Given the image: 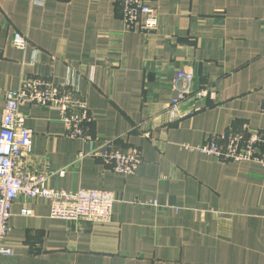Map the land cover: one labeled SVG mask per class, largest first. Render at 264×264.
<instances>
[{
  "label": "crops",
  "instance_id": "0c3cea01",
  "mask_svg": "<svg viewBox=\"0 0 264 264\" xmlns=\"http://www.w3.org/2000/svg\"><path fill=\"white\" fill-rule=\"evenodd\" d=\"M157 29L127 30L113 0H0V120L4 91L28 76L72 82L93 139L66 136L58 110L24 102L32 158L47 184L104 189L105 223L55 219L42 198H16L0 264H264V166L189 150L226 129L264 130V0H147ZM14 32L28 39L12 45ZM195 73L171 119L175 73ZM136 147L132 175L80 152ZM23 209L31 211L23 215Z\"/></svg>",
  "mask_w": 264,
  "mask_h": 264
},
{
  "label": "built area",
  "instance_id": "2783aa9c",
  "mask_svg": "<svg viewBox=\"0 0 264 264\" xmlns=\"http://www.w3.org/2000/svg\"><path fill=\"white\" fill-rule=\"evenodd\" d=\"M42 4L44 0H31ZM125 28L134 32L150 33L157 29V9L147 0H113ZM14 47L25 49L28 39L20 32L11 37ZM195 78L192 70L180 68L175 73V94L166 106L171 119L178 117V107L191 93L196 97L206 95V89H191ZM27 102L45 108L58 110L64 124L66 136L72 139L92 140L89 124L92 115L87 102L72 82H54L49 77L25 76L15 89L4 91V107L0 120V256H12L13 249L3 243L8 231V219L12 202L18 198H42L49 205V216L63 220H87L105 223L110 221L115 201L113 193L104 189L79 188L64 190L50 187L48 179L62 175L64 170H49L47 160L32 158L33 130L25 123L19 112L22 103ZM264 114V99L260 105ZM104 150L92 149L80 152L79 158L93 156L100 158L115 172L132 175L142 162L136 147L121 149L111 141H105ZM189 150L212 156L222 161H253L264 166V130L226 129L211 133L197 146L185 145ZM31 211L23 209V215Z\"/></svg>",
  "mask_w": 264,
  "mask_h": 264
}]
</instances>
